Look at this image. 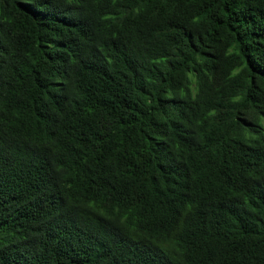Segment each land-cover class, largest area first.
Segmentation results:
<instances>
[{
	"label": "trees",
	"instance_id": "trees-1",
	"mask_svg": "<svg viewBox=\"0 0 264 264\" xmlns=\"http://www.w3.org/2000/svg\"><path fill=\"white\" fill-rule=\"evenodd\" d=\"M0 264H264V0H0Z\"/></svg>",
	"mask_w": 264,
	"mask_h": 264
}]
</instances>
